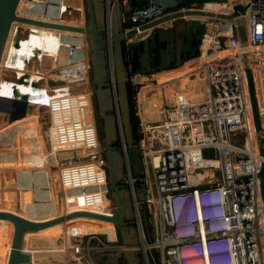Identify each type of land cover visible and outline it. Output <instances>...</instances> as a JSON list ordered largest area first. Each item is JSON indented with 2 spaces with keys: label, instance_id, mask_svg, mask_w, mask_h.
<instances>
[{
  "label": "built area",
  "instance_id": "1",
  "mask_svg": "<svg viewBox=\"0 0 264 264\" xmlns=\"http://www.w3.org/2000/svg\"><path fill=\"white\" fill-rule=\"evenodd\" d=\"M241 3L245 6L247 44H238L230 20L217 25L220 32L202 33L197 55L191 59L195 66L160 96L155 114L145 113L138 96L141 87L154 82L155 73H141L127 64V83L135 100L141 174L131 175L118 134L125 162L122 179L143 242L146 239L139 208H146V233L150 237L146 248L160 253L161 264H202L207 250L214 264H264V209L257 178L260 162L264 161L257 149V136L264 146V0ZM220 5L224 9L219 12H230L229 3ZM120 6L123 31L135 30L123 37L128 53L129 45L142 34L138 28L159 19L165 11L156 3L130 7L128 0H120ZM187 8L193 7L181 6ZM105 21L108 34L107 14ZM242 52L251 59L260 122L257 134L240 61ZM81 61L85 63L83 73L59 77L60 70L78 72ZM52 69L55 75L48 78L54 83L46 86L60 94L41 102L47 117L42 130L46 129L45 138L55 152L73 153L57 159L64 209L56 210L52 218L77 210L109 215L113 205L107 198L105 161L94 124L91 92L80 90L88 82L89 63L68 59L62 66L54 63ZM146 99L152 108L155 98L147 95ZM76 150L84 153L76 155ZM139 183L144 187L143 200L137 198ZM199 210L203 216L197 228L193 220L195 215L199 217ZM67 236L71 238L67 249L58 250L65 264H111L105 254L110 250L121 252L123 247L116 242L114 226L112 236L102 231Z\"/></svg>",
  "mask_w": 264,
  "mask_h": 264
},
{
  "label": "water",
  "instance_id": "2",
  "mask_svg": "<svg viewBox=\"0 0 264 264\" xmlns=\"http://www.w3.org/2000/svg\"><path fill=\"white\" fill-rule=\"evenodd\" d=\"M182 2L183 0H128L130 7H141L149 3L159 4L165 14L138 28L141 32L148 30L147 37L131 43L126 55L123 37L134 34L135 30L123 31L120 0H84L87 19L85 24L80 26L61 23L59 0H0V264H62L57 250L59 243L56 235L80 230L82 224L59 223L75 217H89L112 223L122 241L121 245L124 246L121 251L127 260L134 264L133 249H128L126 246L135 242V240L129 241L128 238L132 233L138 237L137 230L140 229V224L133 221L134 226L128 227L125 221L123 202L126 204L128 191L126 189L122 194L117 184L121 179V168L125 162L122 153L112 143L117 139V133L121 135L128 166L141 174V170L138 169L140 160L132 137L128 107L127 62L130 64L133 52L138 51L136 54L140 67L138 71L141 73L147 71L156 73L162 69L180 66L183 59L188 56L181 48L185 41L182 42V39L178 38L177 26L171 24L177 20L181 23L182 30L186 29V31L189 29V25L185 23L187 20L192 22L193 19L208 21L211 18L230 20L238 44L240 46L247 44L245 6L242 5L241 0H205L200 7L187 9H181ZM205 3H229L231 10L228 13L215 12L203 6ZM195 25L198 32L200 25L198 23ZM62 30L81 34L87 44L67 49L63 42ZM195 41L197 42L196 33ZM173 52H175V62L171 63L170 56ZM86 53H89V70L96 114L101 121L99 142L102 145L105 161L106 183L113 205L112 212L103 215L77 210L49 220H36L33 200L57 196L60 192L31 196L26 166L68 157V152L29 156L25 154L24 103L60 94L57 90L30 95L26 92V82L29 74L37 68ZM154 54L157 55V65L151 68L149 62L151 55ZM240 61L253 127L257 134L260 122L249 54L242 52ZM108 70L111 76L108 75L106 79ZM113 108L112 113H107ZM257 149L260 156L264 157L263 140L259 136H257ZM257 178L264 209V161L260 162ZM137 198L144 199L142 183L138 184Z\"/></svg>",
  "mask_w": 264,
  "mask_h": 264
},
{
  "label": "bare ground",
  "instance_id": "3",
  "mask_svg": "<svg viewBox=\"0 0 264 264\" xmlns=\"http://www.w3.org/2000/svg\"><path fill=\"white\" fill-rule=\"evenodd\" d=\"M216 9L222 10L224 9L223 5H219L216 7ZM215 10V8H214ZM216 11V10H215ZM82 15V14H81ZM61 23L64 24H72V25H78L80 23L74 20H63L61 21ZM83 23V22H82ZM81 25V24H80ZM78 25V26H80ZM209 33V32H207ZM62 35H74V36H78L81 35L79 33H75V32H71V31H63L62 30ZM82 36V35H81ZM84 40V39H83ZM64 45L69 46L68 44L64 43ZM77 47V46H76ZM252 51V48H249V52ZM108 61L110 63V57L108 54ZM196 62H192L190 64H188L186 67L182 68V65L179 68H176L174 70H172V72L169 73H163V74H155L154 75V82L150 85H144L143 87H141L139 89L138 92V96L139 99L141 101V103H143V107L145 110L146 114H155L157 112V108L158 105L160 104V96L162 94H165L167 91L165 89V86L170 84V83H175L176 80L179 76H181L182 74H184L185 72L189 71L188 68H190L192 65H195ZM54 63L51 64V67H53ZM80 67H82L83 69L81 71L78 72H71V73H67L66 77L69 76H74L77 73H83L85 66L81 65ZM48 70V68H37L35 70H33L27 79L26 82V92H27V83L28 80L30 79L29 77H35V78H39L42 81L45 79L46 77V71ZM59 75V74H58ZM60 77V76H59ZM32 82V81H31ZM30 82V83H31ZM39 83V82H38ZM44 83V82H43ZM89 89V88H88ZM47 92H52L50 91L49 87H46L44 89V93ZM150 95L151 99L155 98L153 100V107L150 108L149 107V101L147 102L146 100V96ZM45 98L43 99H38V100H34V101H30V102H26L23 105V125H24V152L26 155H39L42 154L43 150H42V145H41V137H40V131H39V123H38V116L34 118L33 121H35L34 124H30L29 123V117L33 114L34 111H36L38 113V109L40 107H42V101H44ZM163 101L167 102L168 100L166 99V97H163ZM35 130V131H34ZM34 131V132H33ZM32 135H34V137H36V139H33L34 137H32ZM36 140V144L33 143V141ZM33 143V144H32ZM39 145H38V144ZM41 145V146H40ZM38 146V147H37ZM34 148H38L37 150L34 151ZM36 152V153H35ZM38 152V153H37ZM55 160H51V161H46V162H41V163H35V164H29L26 166V175H27V183H28V188H29V193L34 191L37 192V195H41V194H47V193H53L56 192L54 191L51 186H50V177L47 175H42L41 173H39L38 171H35L33 169H31V167L37 166V165H41L42 163H47V162H52V161H56ZM56 168H58V166H56ZM30 169V170H28ZM46 169V168H45ZM58 170V169H57ZM53 172V169L51 170V173ZM31 195V194H30ZM66 198L70 197V194H67V192L65 193ZM57 202L55 203L54 198H57ZM61 193L60 195L57 196H51V197H45V198H38V199H34L33 200V205L37 206V207H45V209H43L42 211H38L35 212V219L36 220H40V221H44V220H49L52 218V216L54 215V213H56V210H58L59 212L61 210L64 209V205L62 203V198H61ZM45 199L49 200V201H45ZM36 200V201H35ZM39 200V201H38ZM35 201V203H34ZM48 202H52L51 207H48ZM55 204V205H54ZM59 224H63V225H78V224H82V229L80 230H74V231H69V232H63V233H59L57 234V241L58 243L61 244V248H62V244L64 242H67L66 248L68 246V234L73 235L72 232L75 231H81L83 229H85L83 232H96L97 231H102V232H106L107 235L112 236V223L108 222V221H103V220H98V219H93V218H89V217H75L72 218L70 220L67 221H63ZM54 225H58V224H54ZM91 230H95V231H91ZM66 235V236H64ZM57 246V250L59 245ZM124 247V246H123ZM126 248L128 249H139L142 251L143 255L146 248V244L143 242L140 231H138V238H137V243H133V244H128L126 246ZM60 259L64 261V258L62 256H60Z\"/></svg>",
  "mask_w": 264,
  "mask_h": 264
},
{
  "label": "rangeland",
  "instance_id": "4",
  "mask_svg": "<svg viewBox=\"0 0 264 264\" xmlns=\"http://www.w3.org/2000/svg\"><path fill=\"white\" fill-rule=\"evenodd\" d=\"M59 5H60L61 21H63V20H69V21L70 20H74V21H77V22L80 21V23L78 25L85 24L86 19H87V16H86V13H85L84 0H59ZM208 22H211V24H212V26H209V27H213L214 24H219V23L221 24L224 21L223 20H219V19H213V18H211V19H208ZM204 25L201 26V30L202 31H204L205 28L208 27V25H205V26ZM196 35H197V41H199L200 36H201L200 32H196ZM62 37H63V42L69 45V47L65 46L67 49H74V48H77L79 46H82V45L87 44L86 43V40L81 35H78V36H74V35H62ZM81 59L82 60H85V61H87V63H89V53H86L84 55H81V56H78V57H75V58H71V59H69V62L76 61V60H81ZM66 60H68V59H66ZM66 60H62V61H59V62H55V64H56L57 67L58 66H62V65H64V63L66 62ZM81 65L85 66V63L81 61ZM194 66L195 65H193L192 67H194ZM46 67L48 68V70L45 72L46 73V77H45V79L43 81L41 79H39V78H35V77H32V76L29 77L30 79L28 80V83H27V93L28 94H30V95L42 94V93H44V89L47 87L46 86L47 84L50 85V84H53L54 83L53 81H51L50 78H48V76H54L55 75V70L52 69L51 64L50 65H47V66H44V67H40V68H43L44 69ZM76 68H77L78 71H81L83 69L80 66L79 67H76ZM67 73L69 74L70 72H67V71H64V70L63 71L60 70V72L58 74H59V76L61 78H65L66 75H67ZM107 77H108V71H107L106 79H107ZM88 78H89L88 79V82H85L84 84H82L80 86V90H86V89L89 88V90L91 92V99H92V105H93L92 106L93 118H94V115H96V117L98 119V120H96V124H95V120H94V124H95V126L97 128V132L98 133L99 132L101 133V122L99 120L100 118L97 116V114H94V113H96V106H95L94 99H93V84L91 82V71L90 70L88 71ZM38 82L39 83L40 82H42V83L44 82L43 83L44 85H43L42 88L40 87V85H39ZM173 84L174 83H170V84H168V85L165 86L167 92L170 91V89H171V87H172ZM134 106H135V100H134ZM113 110H114V108L111 109V110H109L107 113H112ZM37 116H38V122H39L40 137L42 139L43 146L47 150H51L52 151L53 149L49 147V143H48L47 139L45 138L47 131H46L45 128H44V130H42L43 127H44V125H45L46 119H47V117H46V110H45V108L43 106L38 109ZM237 137L241 139L242 134L241 133H238L237 134ZM116 138L118 139V133L116 134ZM66 152H68V157L73 154L70 151H66ZM75 154L76 155H81L82 154V151L81 150H76L75 151ZM129 168H130V166H129ZM56 170L57 169H53V171H56ZM103 170H104V173L106 175V168L104 167ZM130 171H131V175L133 177H137L138 176V173L136 171H134L133 169L130 170ZM121 172H122V175L125 174V167L124 166H122ZM126 197L127 198H126L125 201H126V205H127L128 211H129V216H128L129 218L128 219H129V221H131L129 224H127V226L128 227H132V226H134L133 217H132L133 213H132V210H131V207H130V200H129V197H128L127 194H126ZM107 198H109L108 195H107ZM47 204H48V207L50 208V204L49 203H47ZM43 209H45L44 206L43 207L34 206V210L36 212L42 211ZM113 226L114 225L112 224V228H113ZM84 230L85 229L81 230V232H83ZM142 230H143V228H142ZM91 231H95V230H91ZM115 231L117 233V241L116 242L118 244H121L122 241H121V239H120V237L118 235V232H117V229L116 228H115ZM75 232L78 233L79 231H75ZM143 232H144V230H143ZM103 233L107 234L106 232H103ZM64 236H66V235H64ZM144 237L146 239L145 232H144ZM137 238H138L137 235H135V234L132 233V236L130 238H128V240L129 241H131V240L134 241L135 240V242L137 243ZM67 239L69 241V239H71V238H67ZM146 241H147V239H146ZM146 241H144V243ZM105 242L109 243V241H107V240H105ZM133 243L134 242H132L130 244H133ZM66 245H67V243L64 242L62 244V248L61 249L58 248V250H65ZM145 251L146 252H144V255H143V253H142L141 250H139V249H134L133 250V256H134L133 263L134 264H145V262H146V264H156V258L153 257V254H151V250H149V249L146 248ZM155 251H156V253L158 255L157 256L158 257L157 258L158 259L157 262H158V264H159V262L161 264V261H160V253L157 250H155ZM104 258L107 261H109L111 264H131L127 260L125 254L122 251L121 252H117L115 250H110L109 252H107L105 254ZM65 259L68 260L66 256H65ZM61 263L62 264H65L66 261L64 262V261L61 260Z\"/></svg>",
  "mask_w": 264,
  "mask_h": 264
},
{
  "label": "crops",
  "instance_id": "5",
  "mask_svg": "<svg viewBox=\"0 0 264 264\" xmlns=\"http://www.w3.org/2000/svg\"><path fill=\"white\" fill-rule=\"evenodd\" d=\"M220 4H217V3H213V4H208V3H205V5H203V6H205L207 9H209V10H212V11H215V12H219L220 10L219 9H216V7L217 6H219ZM214 8H215V10H214ZM194 21L192 22V21H189V20H187L185 23L186 24H188L189 25V29H188V31H186V29H183L182 30V25H181V23H178V20L177 21H173L171 24H172V26H177V30L179 31L178 32V38H181L182 39V42H184V43H182V50H183V53L184 54H186L187 53V55L186 56H188V57H192L193 55H194V52H195V49H193L194 47L193 46H191V44H189V36L191 35V33L193 32V28H194V30H195V33H196V30H197V26L195 25L196 23H198L200 26H202V25H208V27H206L205 28V30L204 31H202V33H204V32H209V33H212V34H214L217 30H218V32H220V29L217 27V25L218 24H214V26L213 27H209V26H212V24H211V22H208L207 20L206 21H199V20H197V19H193ZM204 25V26H205ZM148 30L147 31H144V32H142V34H141V36H140V39H144L146 36H147V34H148ZM202 33H201V35H202ZM201 37V36H200ZM198 42V41H197ZM196 42V43H197ZM195 43V44H196ZM174 53L175 52H173V54L170 56V62L171 63H174L175 62V57H174ZM192 58H194V57H192ZM191 58V59H192ZM191 59H188V60H186V61H184V63L185 62H187V61H189V60H191ZM173 61V62H172ZM183 64V63H182ZM181 64V65H182ZM180 65V66H181ZM180 66H177V67H175V68H168V69H162V70H160V71H158L157 73H155V74H158V73H160V74H163V73H169V72H172V70H174V69H176V68H179ZM193 66V65H192ZM192 66L190 67V68H188V70H190L191 68H192ZM39 85H40V87L42 88L43 87V83L42 82H40L39 83ZM166 89V88H165ZM37 117V112L36 111H34L33 112V114L29 117V123L30 124H34L35 123V121H33L34 120V118L35 117ZM39 123V122H38ZM35 131V130H34ZM33 131V132H34ZM32 137H34V135H32ZM33 139H36V137H34ZM41 141H42V139H40ZM33 143H35L36 144V140L35 141H33ZM32 143V144H33ZM38 144V143H37ZM39 145V144H38ZM41 145H42V150H43V152H42V154H47V153H58V152H55V151H51V150H47L44 146H43V142H41ZM40 145V146H41ZM38 147V146H37ZM38 148H34V151L35 150H37ZM37 151H39V150H37ZM64 152H66V151H64ZM36 153V152H35ZM38 153V152H37ZM82 153H84V151H82ZM56 166H58V163H57V160L56 161H52V162H47V163H42L41 165H37V166H34V167H31V169H33V170H35V171H38L39 173H41L42 175H47L48 174V176L50 177L49 179H50V186H51V188L54 190V191H56V192H60L61 191V188H60V186H59V181H58V176H57V170L56 171H53L52 173H51V170L52 169H58V168H56ZM46 168V169H45ZM28 170H30V169H28ZM32 193V194H31ZM30 194H31V196H35V195H37V192L36 191H34V194H33V192H31ZM69 198V197H68ZM57 199H58V197L57 198H54V200H55V203L57 202ZM36 201V200H35ZM35 201H34V203H35ZM39 201V200H38ZM45 201H49L48 199L47 200H45ZM49 204H50V207H51V204H52V202H48ZM55 205V204H54ZM73 233V235L74 234H76L77 232H72ZM67 243V242H66ZM59 247H61V245L59 246ZM58 247V248H59ZM68 247V246H67Z\"/></svg>",
  "mask_w": 264,
  "mask_h": 264
},
{
  "label": "trees",
  "instance_id": "6",
  "mask_svg": "<svg viewBox=\"0 0 264 264\" xmlns=\"http://www.w3.org/2000/svg\"><path fill=\"white\" fill-rule=\"evenodd\" d=\"M204 2H205V0H183L182 5L185 6V7H200ZM125 25L127 26L128 24H125ZM198 32H200V34L202 33L201 26H199ZM198 42L196 43V47L194 48L195 52H194V55L192 57H195L197 55ZM135 52L136 51H134L133 54H135ZM126 55H127V52H126ZM188 58H190V57H188ZM188 58L183 59L182 68L186 67L188 64H190V63L195 61V60H189V61L184 63V61L188 60ZM125 59H127V57H125ZM130 60H131V58H130ZM127 64H128V62H127ZM132 95H133V92H130L129 88L127 87V97H128V101H129V113H130V117L132 119L131 129H132L133 137H134L135 142H136L138 140V138H139V134H138V131H137V118L134 115V100L132 98ZM98 138H99V140L101 139V133L100 132L98 133ZM112 143H113V145L117 146L118 145V140L115 139ZM130 170H132L131 167H130ZM139 217H140V220H141L142 228H143V230L145 232L146 239H148L150 237L146 233V231L148 229L147 223H146L147 212H146V208L144 207V205L141 206V208H139ZM151 254H153V257L156 258V264H158V262H157V260H158L157 256L158 255H157L156 251L151 250Z\"/></svg>",
  "mask_w": 264,
  "mask_h": 264
},
{
  "label": "flooded vegetation",
  "instance_id": "7",
  "mask_svg": "<svg viewBox=\"0 0 264 264\" xmlns=\"http://www.w3.org/2000/svg\"><path fill=\"white\" fill-rule=\"evenodd\" d=\"M188 40H189V44H191V46H193L195 48L196 41H195V30H194V28H193V32L189 36V39ZM139 50H141V48ZM137 53H138V51H136L135 54L132 55V58H131V61H130V65H131V68L133 70H137L138 71L140 67H139V63L137 61V55H136ZM149 53H151V50L150 49H149ZM185 55H187V53ZM149 64H150V67L151 68H153V67H155L157 65V55L156 54L151 55V60H150ZM143 70H146V69L143 68ZM147 73H154V72L147 71ZM128 88H129V91L132 92L131 89H130V87H128ZM128 107H129V101H128ZM94 114H96V113H94ZM94 120H95V124H96V120H98L97 117H96V115H94ZM130 122L132 124L131 117H130ZM132 137H133V134H132ZM133 140L135 141L134 137H133ZM135 144H136V142H135ZM117 148H118V151H120L119 145H117ZM138 155H139V153L137 152V157H139ZM139 168L140 167H138V169ZM117 184L120 186V190H121V192L123 194L125 192V190H126V184L124 183V181L122 179V176H121V179L117 182ZM109 193H110V191H108V194H107L108 196H109ZM128 197H129V195H128ZM129 200H130V198H129ZM130 207H131V210H132V213H133L131 201H130ZM123 209H124L125 221L127 222V224H129L131 221H129V219H128L129 218L128 217L129 216V211H128V208H127V205L125 204V202H123ZM132 217H133V215H132Z\"/></svg>",
  "mask_w": 264,
  "mask_h": 264
},
{
  "label": "clouds",
  "instance_id": "8",
  "mask_svg": "<svg viewBox=\"0 0 264 264\" xmlns=\"http://www.w3.org/2000/svg\"><path fill=\"white\" fill-rule=\"evenodd\" d=\"M203 214L202 211L199 210V217L197 215L194 216V223L197 228L201 227V218ZM199 233V232H198ZM202 264H214L213 258L209 255V251L207 250L205 253V259L202 260Z\"/></svg>",
  "mask_w": 264,
  "mask_h": 264
}]
</instances>
